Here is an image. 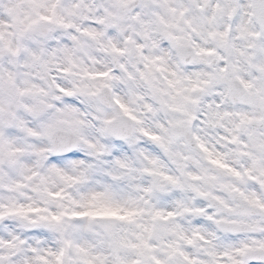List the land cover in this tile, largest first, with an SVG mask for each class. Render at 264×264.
I'll return each mask as SVG.
<instances>
[{
    "label": "clouds",
    "instance_id": "obj_1",
    "mask_svg": "<svg viewBox=\"0 0 264 264\" xmlns=\"http://www.w3.org/2000/svg\"><path fill=\"white\" fill-rule=\"evenodd\" d=\"M59 3L63 9H72L70 15L67 11H64L63 15L66 22L73 27L62 28L39 21L29 0H0V26L15 24L12 15L7 11L9 8H14L26 16L31 15L38 21L44 34L37 32L26 41V47L37 54L43 52L44 58L52 61L50 67L53 69L70 68L69 73H55L54 78H40L39 69L32 65L25 47H21L15 57L7 53L0 56V78H6L7 73L11 71L21 87L25 86V81L36 85L32 91L16 97V102L12 105L15 119L11 123L0 122V138L11 139L13 146L22 150L16 164H10L6 159L0 160V199L7 202L8 198H12L20 204L39 206L42 195L33 190L39 182V177L28 181L24 178L22 169L27 167L41 175H48V169L56 165L67 174H75L73 162L82 161L79 167L91 166L89 180L84 184L72 186L69 189L72 193L86 191L91 187L99 188L102 183H111L118 189L136 195L140 194L134 192L136 185L150 187L153 183L162 184L171 192L173 189L164 176L160 175L164 173L179 178L185 184V190L178 193V196L189 206L211 207L213 210L215 206L212 199H201L192 190L191 185L201 191L219 193L235 206L238 201L233 199L231 193L222 191L219 182L214 178L228 184L239 181L225 170L208 163L205 153L193 138L199 135L206 143L220 147L223 144L220 137L228 134L222 128L201 123L200 114L208 110L209 102L215 103L217 99L211 94V90L195 93L187 91L192 81L185 78L192 77L194 80L195 74L200 73L201 79H204L206 77L203 74L210 71L211 66L203 62L206 58L198 55L194 47L186 49L185 55L181 56L170 45L151 47V40L140 35L137 9L141 19L146 23L152 22L151 37L159 40L162 26L156 14L170 20L166 8L160 5L159 0H59ZM144 4H147V7H144ZM254 4L257 6L253 7ZM40 12L43 13L44 9H40ZM211 14L210 9L209 15ZM113 17L121 18L124 32H112L108 22ZM241 24L245 25L250 33H258L259 36L241 37L238 31V25ZM208 29L228 31L229 38L241 47L250 43L257 45L255 49L250 50L249 58L237 60L235 54L230 53L232 59L238 62L236 75L251 83L252 87L245 89L236 81L233 94L227 99L221 97L224 100L221 110L234 114L225 118L224 124L228 128H234V122L238 121L235 116L237 112H247L250 116L264 118V105L248 103L249 98L258 89L264 93V73L256 67L258 64H264V52L261 51V43L264 41V0H228L227 10L223 14L217 13L216 19ZM5 31L8 29L5 28ZM11 31L15 32L16 29L13 27ZM10 36L11 34L9 38ZM72 37H76V40ZM126 37L144 44L142 53L137 52L132 43L126 42ZM190 39L193 43L197 42L195 37ZM111 43L117 44L125 51L113 52ZM199 45L216 48L217 42L211 37L202 36ZM64 46L74 49L73 64L59 51H56L55 55L51 54L53 50ZM145 56L152 59L146 61ZM156 57L161 59L155 60ZM26 63L28 67H25ZM97 72H108L109 75L104 78L90 75ZM169 80L177 82L175 88L170 86ZM57 83L72 94L61 92ZM185 94L198 98L197 104L186 105L197 119L187 125L190 135L174 138L170 122L186 119L182 113L175 110L176 106L185 104ZM121 104L124 108H121ZM8 106V101L4 98L3 108L7 110ZM25 106L38 107L40 111L34 115L27 111ZM2 119L7 120V115H3ZM16 121H23V125L17 126ZM47 123H58L61 129L56 143L44 135L34 136L28 132V129H32L42 133V126ZM248 129L256 138H264V119L259 122L253 120ZM146 133L159 135L161 140H153L151 135ZM242 138L247 139L246 136ZM61 142L68 147L64 151H57L56 148ZM36 150H44L46 156L39 165ZM220 151L224 152L227 161L242 173L252 166L250 158L242 154L240 145L223 144ZM118 161L127 167L121 168ZM145 169L152 171L146 172ZM107 172L122 174L123 178L113 181ZM189 173L192 175L189 176ZM253 175L264 179V173L258 170ZM196 176L203 179H193ZM244 179L246 182L241 183L242 188L249 192L256 190L247 176ZM18 182L25 186L9 190L10 186ZM48 183L54 189L64 186V181L55 175L48 176ZM259 194L264 197V189H260ZM176 199L177 196L173 195L169 199H157L156 202L168 207L173 206ZM198 219L200 218L195 216H183L179 222L191 235V228ZM248 220L264 224V214L254 211ZM207 229L217 234L218 245L240 239L230 233L221 232L215 225L208 224ZM0 233L21 236L28 242L26 248L29 245L50 247L57 241V236L46 227L40 224L26 227L25 221L18 216H9L5 221H0ZM37 241L41 243L37 244ZM201 243L199 238H194V246L190 251L198 253V245ZM20 258L17 256L15 259Z\"/></svg>",
    "mask_w": 264,
    "mask_h": 264
},
{
    "label": "snow or ice",
    "instance_id": "obj_2",
    "mask_svg": "<svg viewBox=\"0 0 264 264\" xmlns=\"http://www.w3.org/2000/svg\"><path fill=\"white\" fill-rule=\"evenodd\" d=\"M33 12L39 21L47 24H55L62 28H70L72 25L66 22L63 15L67 11L70 15L71 8L63 9L59 0H29ZM162 7H165L169 19H165L158 13L157 18L162 26L160 39H153L150 35L151 21L147 23L140 18L137 9V19L139 20L140 35L151 40V47L159 45H170L177 54L185 55V50L196 48L197 54L204 57V63L211 66V70L203 75L196 73L195 79L186 77L192 81L188 92H204L211 90V94L216 96V102H209L208 110L200 114L201 123L210 127H219L225 130L227 135H222L220 140L223 144L240 145L242 154L250 158L251 167L241 172L238 168L227 161L224 152L215 144L206 143L202 137L195 135L199 148L205 153L208 163L228 172L235 177L239 183H224L219 178H214L219 182L220 189L233 195V199L238 201L234 206L232 201L224 198L219 193L201 191L195 185H191L192 190L201 199H212L215 201L214 210L209 207L189 206L180 199L178 193L185 190V184L179 178L172 175H165L173 191H169L162 184L153 183L150 187L136 185L135 193L118 189L111 183H102L99 188L91 187L86 191L72 193L69 189L74 185H81L89 180L90 165L84 168L79 167L82 161H74L73 169L75 174H67L56 165L48 169V175H41L35 170L24 167L22 172L24 178L31 181L39 177L37 186L33 189L42 195V202L39 206L33 204H20L8 198L7 202L0 199V221H5L9 216H18L25 221L26 227L40 224L57 236V241L50 247H38L28 245V242L16 234L5 235L0 233V264H264V224L258 221H249L248 217L255 211L264 214V197L259 194L260 189H264V179L253 175L255 171L264 173V138H256L254 133L248 129V125L253 120L259 122V117L250 116L247 112H237L238 118L234 122V128H228L224 124L225 118H230L234 114L230 111H222L224 100L233 94L236 81L245 88L250 89L251 83L246 82L236 75L238 70V59L249 58L250 50L257 45L250 43L246 47L238 46L229 38L228 31L209 30L208 26L216 19L217 13L223 14L228 8V0L214 3L213 0H159ZM147 7V4L143 5ZM257 5H253L256 7ZM44 9L41 13L40 9ZM63 9V10H62ZM211 9L212 14L209 15ZM15 21L14 25L0 26V56L5 53L10 56H17L21 47L31 57L32 65L39 69L40 78L47 76L55 77V73H69L70 68H51L52 61L44 58L43 52L37 54L26 47L28 41L37 32L44 34L40 24L31 15H24L14 8L7 9ZM230 15V13H229ZM113 33L124 32L121 18L113 17L109 22ZM16 31L12 32L11 29ZM5 28L8 31H5ZM241 37L246 35L259 36L258 33H250L243 24L238 25ZM9 34H11L9 38ZM95 36V33H90ZM202 36L211 37L217 42V47H201L199 40ZM190 37H195L193 43ZM75 41L76 37H72ZM126 42L135 46L137 52L142 53L145 45L137 43L131 37H126ZM78 45V42H77ZM110 47L115 53H122L125 49L111 43ZM63 53L70 64L74 63V49L68 46L53 50ZM261 51L264 52V41L261 43ZM230 53H234L237 60H233ZM146 61L152 59L145 56ZM161 59L156 57L155 60ZM153 60V62H155ZM29 65L26 63L25 67ZM256 67L264 73V64ZM94 77H108V72L90 73ZM25 86L21 87L16 81L14 74L9 71L6 78H0V122L11 123L15 119L12 105L16 102L17 96H22L36 88V85L25 81ZM170 86L176 87L177 82L169 80ZM61 92L71 95L72 93L57 83ZM179 91V90H178ZM8 101V109L3 108V99ZM184 105L175 107V110L182 113L186 119L170 122L172 125V136L180 138L188 136L187 125L197 119V116L189 111L187 104H197L198 98L193 95L183 96ZM119 103V101H117ZM252 105H264V93L258 89L249 100ZM124 108V105H120ZM27 111L38 114V107H28ZM125 111L127 109L125 108ZM3 115L8 119L3 120ZM17 126H22L23 121H16ZM43 132L37 133L28 129L30 135H44L53 143H56L61 132L58 123H47L43 126ZM167 132L168 129H165ZM151 135L153 140H161L159 135ZM246 136L247 139H243ZM67 144L61 142L56 148L57 151H64ZM167 150V145L164 146ZM251 149V150H249ZM22 150L14 147L11 139L0 138V160H7L10 164L18 163V155ZM39 157L37 165L46 156L44 150H36ZM121 168L127 165L119 162ZM151 172V169H145ZM113 181L123 178L122 174L107 172ZM55 175L64 181L63 187L52 188L48 183V176ZM189 176L192 174L189 173ZM245 176L252 182L254 191H246L241 187V183L246 182ZM193 179H203L201 176ZM99 183V182H98ZM25 186L18 182L10 186L9 190H16ZM176 195L177 199L173 206L163 207L157 203V199H169ZM152 197V198H150ZM38 214V215H36ZM183 216H195L198 219L191 228L189 235L180 223ZM215 225L221 232L230 233L240 239L232 242H225L223 245L217 244V234L208 231L207 225ZM7 232V230H5ZM194 238H199L202 242L198 245V253L194 254L190 249L194 246ZM41 243L37 241V244ZM27 253V254H25ZM20 256V259H15Z\"/></svg>",
    "mask_w": 264,
    "mask_h": 264
}]
</instances>
